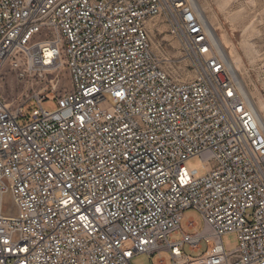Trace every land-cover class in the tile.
Returning <instances> with one entry per match:
<instances>
[{
    "label": "built area",
    "instance_id": "1",
    "mask_svg": "<svg viewBox=\"0 0 264 264\" xmlns=\"http://www.w3.org/2000/svg\"><path fill=\"white\" fill-rule=\"evenodd\" d=\"M4 68L69 85L29 116L0 95V264H264V135L190 0H0Z\"/></svg>",
    "mask_w": 264,
    "mask_h": 264
},
{
    "label": "rangeland",
    "instance_id": "2",
    "mask_svg": "<svg viewBox=\"0 0 264 264\" xmlns=\"http://www.w3.org/2000/svg\"><path fill=\"white\" fill-rule=\"evenodd\" d=\"M231 7L220 8L219 0H193L197 10H203L202 16L207 18V23L216 30L215 37L222 35L225 44L221 47L228 63L236 60V74L241 93L248 103L256 107L257 97L264 100V0H227ZM219 5V6H218ZM156 24L150 39L153 43L154 52L162 58L169 60V66L173 75L181 81L192 79L193 72L185 67L187 62L182 54L177 50L178 45L166 34V26L155 18L152 20ZM160 45V47H159ZM231 53V60L228 58ZM69 78L65 71H60L54 75H47L45 78H19L8 68H4L0 73V95L4 102L10 107L24 106L23 114L29 116L34 107L36 96L44 95L49 100L43 103V108L54 109L55 104L51 99L52 95L57 96L62 90L68 89ZM243 87V88H242ZM244 89V91H243ZM264 123V120H263ZM189 170H196L198 176L204 174L201 160L198 157L190 158L186 161ZM184 219L181 222V229L186 233H193L185 229L186 221L192 219L195 222V229L202 230L203 221L199 213L195 210L184 212ZM173 239H179L175 236ZM222 242L227 251H231L237 246V238L233 233L222 237ZM200 250L191 252L185 247V253L192 257H198L206 250V245L202 243ZM161 258L167 259L168 254L162 253ZM158 255L149 257L138 255L131 260V264H155L160 258Z\"/></svg>",
    "mask_w": 264,
    "mask_h": 264
},
{
    "label": "bare ground",
    "instance_id": "3",
    "mask_svg": "<svg viewBox=\"0 0 264 264\" xmlns=\"http://www.w3.org/2000/svg\"><path fill=\"white\" fill-rule=\"evenodd\" d=\"M193 2V0H190ZM194 3V2H193ZM219 5H220V8H228V7H231L228 3L227 0H219ZM218 5V6H219ZM197 13L199 15V17L201 18V20L204 22L205 24V28L206 30L208 31L211 39L213 40V43L217 46L219 44H225L224 40L222 39V35H218V38L215 37V33H216V30L215 29H212L211 28V24L209 25V23H207V18H204V16H202L203 14V10H197ZM202 13V14H201ZM217 48L224 54L223 50L221 49V47L217 46ZM225 55V54H224ZM227 58V57H226ZM228 58H230L231 60V53L229 52L228 54ZM227 66L229 67V69L232 71L233 73V68L236 70V66H237V62L236 60H232V62L228 63V60H227ZM235 75V77L237 78L236 74L233 73ZM237 81H238V84H239V80L237 78ZM243 88V87H242ZM239 89H240V85H239ZM241 91V89H240ZM244 91V89H243ZM243 95V94H242ZM244 97V96H243ZM245 99V97H244ZM246 100V99H245ZM247 102V101H246ZM248 106L250 107L251 111L253 112L254 116H255V119L257 121V124L261 130V132L263 133L264 135V123H263V120H264V100L259 96L257 97V100H256V107H253V105H251V103H248Z\"/></svg>",
    "mask_w": 264,
    "mask_h": 264
}]
</instances>
